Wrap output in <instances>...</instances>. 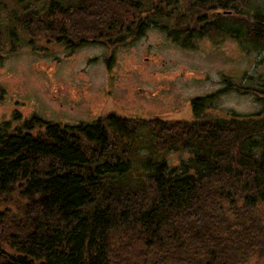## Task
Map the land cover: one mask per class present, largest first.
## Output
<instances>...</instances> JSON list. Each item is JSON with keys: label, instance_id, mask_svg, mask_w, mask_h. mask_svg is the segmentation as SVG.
I'll return each instance as SVG.
<instances>
[{"label": "trees", "instance_id": "obj_1", "mask_svg": "<svg viewBox=\"0 0 264 264\" xmlns=\"http://www.w3.org/2000/svg\"><path fill=\"white\" fill-rule=\"evenodd\" d=\"M60 1L24 26L70 49L118 44L147 18L137 17L136 0ZM236 4L247 0H153L148 10L176 22L196 18L194 27L167 30L175 40L225 29L234 38L238 27L264 47L263 9L241 16ZM235 12L238 19L228 17ZM218 94L192 99L190 120L109 113L74 125L36 116L18 128L2 123L0 264H264V91L251 89L262 105L255 114L204 115ZM143 129L162 151L191 157L172 166L147 160L133 176Z\"/></svg>", "mask_w": 264, "mask_h": 264}, {"label": "rangeland", "instance_id": "obj_2", "mask_svg": "<svg viewBox=\"0 0 264 264\" xmlns=\"http://www.w3.org/2000/svg\"><path fill=\"white\" fill-rule=\"evenodd\" d=\"M136 1L142 7L137 17H147L138 35L129 32L124 41L111 46L86 43L70 49L64 40H49L50 34L32 33L24 26L29 25V17L47 18L50 0H0V125L8 122L18 128L32 116L74 125L109 113L190 120L191 100L220 89L223 93L211 101L204 115L221 118L224 113L251 115L261 110L251 89L264 91V47L252 45L238 27L234 38L225 29L183 47L171 40L167 30L194 27L196 18L176 22L173 17L152 15L153 0ZM60 3L74 7L77 0ZM160 5L163 14L169 11L166 4ZM255 7L264 11V0L236 4L241 16ZM205 11L194 14L206 15ZM217 11L221 18L226 15ZM239 14L228 17L235 20ZM227 78L247 92L229 87ZM137 145L140 149L130 163L133 176L146 170L144 161L163 158L172 166L192 155L187 150L162 151L144 129Z\"/></svg>", "mask_w": 264, "mask_h": 264}, {"label": "flooded vegetation", "instance_id": "obj_3", "mask_svg": "<svg viewBox=\"0 0 264 264\" xmlns=\"http://www.w3.org/2000/svg\"><path fill=\"white\" fill-rule=\"evenodd\" d=\"M221 11V10H220ZM222 13L224 12V11H221ZM190 28H191V26H190ZM198 28V27H197ZM136 35H138L139 33L138 32H136L135 33ZM202 37H196V38H192V37H189V38H180V39H178V40H175V39H171V40H173V41H189V42H191V43H193V41H197V40H199V39H201ZM87 43H90V44H98V43H92V42H90V41H88ZM98 45H105V46H111L110 44H108V43H99ZM223 91H224V89H220V90H218L217 92H219V93H223Z\"/></svg>", "mask_w": 264, "mask_h": 264}, {"label": "bare ground", "instance_id": "obj_4", "mask_svg": "<svg viewBox=\"0 0 264 264\" xmlns=\"http://www.w3.org/2000/svg\"><path fill=\"white\" fill-rule=\"evenodd\" d=\"M206 114V113H205Z\"/></svg>", "mask_w": 264, "mask_h": 264}]
</instances>
